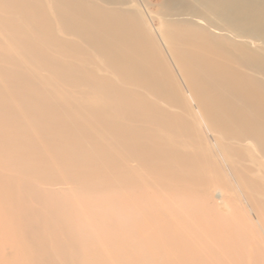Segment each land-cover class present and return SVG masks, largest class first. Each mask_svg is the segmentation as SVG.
Instances as JSON below:
<instances>
[{
    "label": "bare ground",
    "instance_id": "obj_1",
    "mask_svg": "<svg viewBox=\"0 0 264 264\" xmlns=\"http://www.w3.org/2000/svg\"><path fill=\"white\" fill-rule=\"evenodd\" d=\"M157 3L0 0V220L25 264L101 257L76 240L80 199L115 183L219 198L203 136L264 158V0Z\"/></svg>",
    "mask_w": 264,
    "mask_h": 264
},
{
    "label": "rangeland",
    "instance_id": "obj_2",
    "mask_svg": "<svg viewBox=\"0 0 264 264\" xmlns=\"http://www.w3.org/2000/svg\"><path fill=\"white\" fill-rule=\"evenodd\" d=\"M147 2L161 17V4ZM203 140L221 166L219 198L200 197L197 187L186 191L165 176H158L154 188L115 183L93 199L81 198L89 210L79 213L85 221L77 223L76 240L88 248L92 243L102 255H85L77 264H264V158L253 153L250 141H226L217 133ZM237 149L246 159L236 155ZM250 153L254 160H249ZM235 169L240 177L233 174ZM250 183L260 185L263 194L252 193ZM22 245L11 221L0 220V264H25L28 254Z\"/></svg>",
    "mask_w": 264,
    "mask_h": 264
}]
</instances>
